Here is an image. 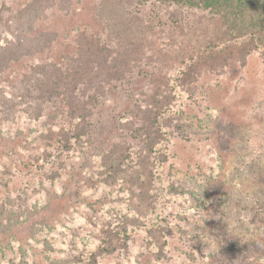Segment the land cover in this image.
Instances as JSON below:
<instances>
[{"label":"trees","instance_id":"1","mask_svg":"<svg viewBox=\"0 0 264 264\" xmlns=\"http://www.w3.org/2000/svg\"><path fill=\"white\" fill-rule=\"evenodd\" d=\"M81 3L27 0L20 16L9 22L14 27L7 37L12 50H0L2 116L11 125L22 123L19 132L27 122L52 123L49 127L34 123L35 129H30L47 140L51 150L44 151L42 160L30 154L22 170L30 168V178L39 188L50 182L52 195L68 202L65 208L78 216L61 217L53 226L44 224L49 232L62 230L79 240L70 245L62 241L73 253L60 264H123L128 258L125 264H133L143 250L154 256L153 264H185L181 256L171 261L168 251L175 223L164 217L184 195L217 206L219 215L234 217L236 225L242 221L264 228V200L239 211L234 195L224 201L208 193L216 196L220 185L215 179L191 184L192 177L172 181L164 173L177 117L185 109L186 97L198 104L195 96L203 75L223 77L229 67L245 66L255 53L264 56V0H100L96 10L104 22V36L87 26L77 27L74 47L66 51L69 47L59 42L60 30L37 23L50 10ZM149 3L174 9L172 19L155 23L142 10ZM2 15L0 8V24ZM21 58L36 63L18 78L12 65ZM136 77L146 78L137 95L132 89ZM114 94L121 100L128 96L134 117H104L102 110ZM56 119L62 122L54 124ZM115 128L121 135H115ZM19 135L11 143H28L21 149L27 153L34 139L25 132ZM54 163L58 168L52 170ZM19 196L17 202L0 201V225L16 215V209H7L10 204H18L17 215L35 216L32 206L37 202ZM78 207L83 213L78 214ZM213 224L212 233L205 235L216 242L220 240L215 228L242 237L227 223ZM183 233L189 260H195L197 252L202 258V232ZM247 237L264 246V232L242 238ZM252 256L264 264V247ZM0 264L30 263L21 256L19 263L12 257L8 262L0 258Z\"/></svg>","mask_w":264,"mask_h":264},{"label":"rangeland","instance_id":"2","mask_svg":"<svg viewBox=\"0 0 264 264\" xmlns=\"http://www.w3.org/2000/svg\"><path fill=\"white\" fill-rule=\"evenodd\" d=\"M26 1L0 0L3 13V21L0 24L2 53L13 48L11 45L8 46L10 40L7 37H11L8 35L12 34L14 28L9 22L20 16ZM99 4L100 0H82L79 5L72 4L62 9L57 7L47 12V16L38 20L37 24L48 29L60 30L62 32L60 45L69 47L66 51H70L74 47L72 39L77 27L87 26L90 31L104 36V22L99 18L96 10ZM142 10L150 15L155 23L159 20L172 19L171 14L175 13L172 8L153 3L144 6ZM34 63L36 61H32V58H21L15 61L12 67L15 72L17 71L19 78L23 73H29ZM9 71L7 69V72ZM145 82V77H136L132 87L135 95L140 92ZM198 86L195 97L201 108L194 100L186 97L185 109L180 111L175 123V138L168 145L170 158L165 166V176L172 181L182 182L192 177L191 184L196 183L197 180L205 183L215 179L220 185L215 194L217 197L210 191L208 193L213 199L224 198V201L234 195L238 199L237 209L241 211L248 204L264 200V56L255 53L245 66L232 65L223 77L211 73L204 74ZM110 98L107 109L102 110L104 117L121 118L125 115L134 117L133 104L127 103V100L128 102L130 100L127 99L128 96H124L125 100H121L117 94ZM49 110L52 111L51 108ZM60 122H62L61 119H56L54 124ZM34 123L27 122L24 124V130L19 132L21 130L19 127H23V124L11 125L0 113V201L15 200L17 202L21 195L29 197L30 203L37 202L32 206L35 216L27 215V213L22 216L17 215L18 204H10L7 207V209H16L18 217L11 214L12 219L5 220L0 225V258L8 262L14 257L19 263L22 256L23 261H28L30 264H60L62 260H68L69 253H73V249L70 250L71 247L68 245L73 240L75 243L78 238L64 235L63 231L58 229L54 233L49 232L44 224L53 226L61 217L70 218L69 216L74 214L72 218L78 219V216L74 211L70 212L68 207L65 208L64 205L68 202L64 203L61 197L52 195L53 187L50 182H45L44 186L39 188L34 179L30 178V168L22 170L25 161L30 159V154L40 155L42 160L44 151L51 150L45 144L48 143L47 140L39 134L30 132V129H35V124L49 127L52 123L48 122L47 125H42L41 122ZM22 132H25L29 139H34L31 140L33 144H30L27 153H23L21 149L28 143L20 145L11 143L15 138H20L22 135L19 134ZM114 133L121 135L117 128ZM3 140L8 141L7 145ZM50 166L52 170L58 168L57 163ZM182 199V202L175 204L172 210L169 208L164 214V217L171 218L175 223L174 234L176 235L168 251L171 261L181 256L185 264H253L256 262L252 255L259 254L264 246L250 241L249 237H247L248 240H243L242 237L249 233V236L253 238L260 232H264V228H255L256 226L243 224L242 221L236 225L234 217L220 216L217 206L203 204L187 195L182 196ZM262 209L264 210V207ZM76 211L78 214L83 213L79 207ZM188 213V218L183 217V214ZM216 220L227 223V227L230 226L233 233L240 232L242 237L234 234L228 236L225 231L221 234L215 228V233L221 242H216L214 236H207V238L205 234L212 233L213 227L216 226L213 221L216 222ZM76 224H78L77 221ZM261 226L264 227V224ZM184 231L190 234L202 232L205 245L201 254L202 258L197 252L195 260H189L190 250L187 248V241L181 238ZM62 241L68 242V245ZM141 243L142 241L139 240L138 245ZM148 251H141L140 256L136 255L140 261L132 263L153 264L154 256L147 253ZM205 257L206 259H203ZM127 260L123 261V264Z\"/></svg>","mask_w":264,"mask_h":264}]
</instances>
